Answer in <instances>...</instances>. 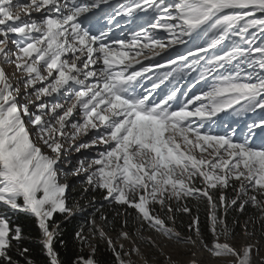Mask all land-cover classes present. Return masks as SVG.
Segmentation results:
<instances>
[{
    "label": "snow or ice",
    "instance_id": "snow-or-ice-1",
    "mask_svg": "<svg viewBox=\"0 0 264 264\" xmlns=\"http://www.w3.org/2000/svg\"><path fill=\"white\" fill-rule=\"evenodd\" d=\"M102 6L111 11L98 27ZM123 17L141 23L117 34ZM193 74L185 90L180 81ZM201 84L207 90L194 92ZM257 111L264 113V0H0V264H21L14 252L37 264L21 246L31 237L8 212L34 218L44 264H63L55 216L75 215L69 175L82 176L85 194L99 191L123 209L118 216L134 212L140 240L147 227L179 243L199 241L232 264H252L259 249L227 243L226 217L251 205L258 216L250 222L264 224V116L243 132L219 116ZM91 148L94 155L67 168L69 152ZM189 201L206 202L211 245ZM176 213L191 217L189 236L170 226ZM90 223L115 264H134L124 257L138 248L124 252ZM248 224L244 233L252 235ZM119 236L130 239L126 231ZM75 238L91 251L71 264H101L83 228Z\"/></svg>",
    "mask_w": 264,
    "mask_h": 264
},
{
    "label": "trees",
    "instance_id": "trees-1",
    "mask_svg": "<svg viewBox=\"0 0 264 264\" xmlns=\"http://www.w3.org/2000/svg\"><path fill=\"white\" fill-rule=\"evenodd\" d=\"M227 195L229 197L233 196L234 193L229 190L227 192ZM67 203L70 207L71 205H74L76 203L84 205V208H88L90 205V209H92L93 215L88 221V219H85L83 217H80V215L76 214L72 216L71 218H65L62 215L57 214L55 216V221L59 223L60 225V231L62 233L60 239H63L64 245L61 246L59 242L56 244L57 251L60 254L61 260L63 264H71L72 260L78 256V255H85L87 256L90 251L87 250L86 245H81L79 241L75 238V233L81 229L80 225L83 221L84 224L88 227L90 232L92 233V225L90 223L91 220H99L104 227H107L109 229V232L115 233L118 231H129L133 232L140 228V224L138 221L134 219L135 213L129 210L131 213L129 216L125 217L123 215H117V212H123V209H121L119 206L111 205L108 202L103 200V195L101 192L96 191L93 192L89 190L86 194L84 193L83 188H75L70 186L69 190L67 192ZM95 199V204L92 207L93 204L90 202ZM103 204V208H100V205ZM189 206L193 209V215L197 214L198 209V215L200 217V228L202 235L206 242L211 245L212 242V235L208 231V219H207V206L206 202H200L197 203L196 201H189ZM99 209V211H97ZM90 212L84 213L85 215H88ZM101 214L105 215L107 217V221H103L100 219ZM8 216L11 217L13 225H20L23 229V232L26 237H31V239H25L22 247H28L30 250V253L32 254V258L36 260L37 264H44V256L41 251V246L37 243V237L39 235V231L36 227V222L34 218H32L29 215L23 214V213H15L12 212L7 213ZM253 216H258V213L255 209L251 207V205H248L246 207V210L243 213L237 212L236 210H230L226 220L227 224L232 231V235L230 237H235L242 233L244 231L242 225L245 222H249L248 229L251 230L255 235L260 236L261 238H264V224L256 223L252 224L250 222V218ZM124 219L128 220V226L125 228L122 226V221ZM191 217L188 215L182 214V213H176L175 214V224L170 226H173L176 231L180 232L182 236H189L191 233L188 231V225L190 223ZM234 221H239V223H234ZM145 229V228H144ZM85 231V230H83ZM84 235V233H83ZM96 242L94 244L98 245L97 250V259L101 262V264H115L114 257L112 256L111 251L107 248L106 243L103 240H100L98 237L96 238ZM14 258L20 259L21 264H24L23 258H20L16 256L15 252L13 253Z\"/></svg>",
    "mask_w": 264,
    "mask_h": 264
},
{
    "label": "rangeland",
    "instance_id": "rangeland-1",
    "mask_svg": "<svg viewBox=\"0 0 264 264\" xmlns=\"http://www.w3.org/2000/svg\"><path fill=\"white\" fill-rule=\"evenodd\" d=\"M26 2V1H22ZM38 15L36 13H33V15ZM6 71L11 75L15 70L10 65H5ZM260 111H257L255 114H257ZM260 114V113H259ZM264 116V113L261 115ZM261 118V117H260ZM82 139H87L82 138ZM80 141H77L79 143ZM97 151L96 148H91L88 150H81V152L77 153L74 150L69 152L68 156L69 159L72 160V164L68 165L67 168L70 170L75 166V163L78 159H80L82 156H90L94 155ZM82 180V176H73L69 175L66 178V182L75 188H84L87 187L86 184L80 183ZM61 182H65V179L62 177ZM78 203L71 205L70 208L73 209L75 215L78 214L80 217H83L85 219H88V221L93 215L91 212L92 209H90V205H88V208H84L82 204H78L79 207H76ZM94 205H92L93 207ZM83 209V211H81ZM4 209L0 207V212H3ZM90 212L88 215H85L84 213ZM96 225L101 227L109 237H111L114 241V243L119 247V245H123L124 252H130L133 248H138L139 253L132 252L130 256H125L124 259L128 260L131 259L134 264H191L192 261H195L196 264H232V261L234 260L233 257H214L212 256L207 250H205L203 247L200 246L199 241H197V244L195 246L179 243L175 240H169L162 235L152 231L151 229H148L145 227V229L142 231V235L145 238L144 240H140L138 236L136 235V231L129 232L130 239H122L119 236V233L121 231L112 233L109 232V229L107 227H104V225L101 224L99 220H95ZM81 228H83L84 236L88 237L92 244L96 242L97 239H92V233L86 226V224L81 223ZM249 230V229H248ZM249 232L253 233L251 230ZM195 239V236H193ZM152 241L153 243H148L147 241ZM221 242H225L224 237H221ZM227 243L231 244L233 247L240 249L241 247L251 244L253 245L254 249H259V252L256 253L253 252V260L252 264H264V238H261L260 236L255 235L254 233L252 235H245L244 231L240 233L239 235L235 237H229L226 241ZM87 247L88 251H91V249Z\"/></svg>",
    "mask_w": 264,
    "mask_h": 264
}]
</instances>
